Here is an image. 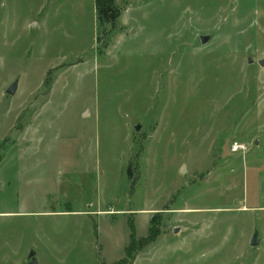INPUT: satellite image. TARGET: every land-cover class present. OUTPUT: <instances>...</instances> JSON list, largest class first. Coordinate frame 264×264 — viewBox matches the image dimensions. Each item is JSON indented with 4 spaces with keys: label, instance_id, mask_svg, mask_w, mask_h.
<instances>
[{
    "label": "rangeland",
    "instance_id": "rangeland-1",
    "mask_svg": "<svg viewBox=\"0 0 264 264\" xmlns=\"http://www.w3.org/2000/svg\"><path fill=\"white\" fill-rule=\"evenodd\" d=\"M114 4L0 0V264H264V0Z\"/></svg>",
    "mask_w": 264,
    "mask_h": 264
},
{
    "label": "water",
    "instance_id": "water-1",
    "mask_svg": "<svg viewBox=\"0 0 264 264\" xmlns=\"http://www.w3.org/2000/svg\"><path fill=\"white\" fill-rule=\"evenodd\" d=\"M32 26H34V27L38 26V22H33ZM208 39H209V35H201V40L203 43L207 42ZM252 61H253L252 58L248 59V62H252ZM259 63L262 66L264 65V57H263V59L259 60ZM18 87H19L18 79H15V81L13 83H11V85L7 88V93L14 95L16 93ZM85 113L89 114L87 111H85ZM136 127H137V130H139L141 128L140 125H137ZM185 171H186V165L184 164V165H182L180 172L185 173ZM153 219L156 220V217H154ZM178 231H179L178 227H175L174 232L177 233ZM259 243H260V240L258 238V232H255L252 236L251 241H250V245L251 246L252 245H258ZM35 253H36V251L34 249H32L30 251V253H29L30 254L29 255L30 261L28 262V264H39L38 258H37Z\"/></svg>",
    "mask_w": 264,
    "mask_h": 264
},
{
    "label": "trees",
    "instance_id": "trees-1",
    "mask_svg": "<svg viewBox=\"0 0 264 264\" xmlns=\"http://www.w3.org/2000/svg\"><path fill=\"white\" fill-rule=\"evenodd\" d=\"M115 0H96L99 19L112 20L119 16V10L115 7Z\"/></svg>",
    "mask_w": 264,
    "mask_h": 264
},
{
    "label": "built area",
    "instance_id": "built-area-1",
    "mask_svg": "<svg viewBox=\"0 0 264 264\" xmlns=\"http://www.w3.org/2000/svg\"><path fill=\"white\" fill-rule=\"evenodd\" d=\"M246 145L240 141H235L234 145L232 146V152H237V151H245L246 150Z\"/></svg>",
    "mask_w": 264,
    "mask_h": 264
}]
</instances>
